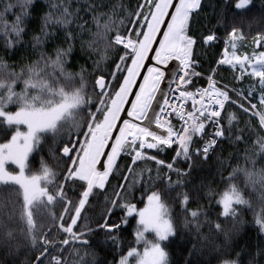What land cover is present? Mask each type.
Here are the masks:
<instances>
[{"label": "snow or ice", "instance_id": "snow-or-ice-1", "mask_svg": "<svg viewBox=\"0 0 264 264\" xmlns=\"http://www.w3.org/2000/svg\"><path fill=\"white\" fill-rule=\"evenodd\" d=\"M74 3L0 0V157L16 165L0 164L20 171L59 138L47 159L33 157L27 182L0 175V191L22 189V211H0L2 264L21 252L20 264H69L70 246L79 264H264V168L239 170L260 189L255 251L238 244L252 208L232 183L238 170L220 171L223 153L240 145L264 161V27L251 35L226 15L253 0H225L211 16L205 0H136L111 14L103 2ZM81 13L92 20L70 31ZM90 23L97 31L86 42ZM57 79L65 87L54 88ZM204 165H219L220 178L199 175Z\"/></svg>", "mask_w": 264, "mask_h": 264}, {"label": "trees", "instance_id": "trees-1", "mask_svg": "<svg viewBox=\"0 0 264 264\" xmlns=\"http://www.w3.org/2000/svg\"><path fill=\"white\" fill-rule=\"evenodd\" d=\"M53 2H56V0H53ZM107 4L109 7L100 9V12H108L111 14V6L112 5H123L126 9L135 7L136 0H79V3L73 4V11L77 7H87L89 4L93 3H101ZM235 2V0H233ZM225 0H205L206 5H211V7H206V12L211 16L213 14V8L215 9V13H220L222 9L224 8ZM264 4V0H253V6L248 10H234L230 9L227 12V17L229 19L230 24L232 23V18L235 16V26L238 28H241L245 33H250L251 35H255L256 31L259 30L261 27H264V7H261V5ZM116 16L114 19L119 21V19H122L123 16L119 12V8L116 9ZM81 17H84V14L81 13ZM71 19V18H70ZM84 19H87L89 21L92 20L91 16L84 17L83 19L75 20V22L69 24V30L70 31H76L79 32V29L76 27L77 24L83 23ZM11 21H9L10 23ZM104 21L102 20L101 23ZM206 25L208 24L207 19L203 21ZM216 21L213 19L212 24H215ZM210 26V25H209ZM90 33L87 36H84L83 39L87 41H91L92 35L97 31L95 24L90 23L89 24ZM223 29H221L220 34L223 35ZM29 37H25V40H28ZM5 40V36L3 34V27L0 26V44H2ZM98 48L102 49L103 44H99ZM2 50V49H0ZM250 51V50H249ZM79 52V46H77V56L75 58L76 64H84V60L80 59L78 56ZM109 57L112 56V53H108ZM31 59L34 61L37 59V57L34 55L31 57ZM92 59H99V57L96 54H93ZM7 63H19V59L15 61H7ZM91 64V61L88 62ZM103 66V65H102ZM78 71V68L73 69L69 68V71ZM91 70V68H89ZM6 71L5 69H0V73ZM7 71H15L20 72L21 69L19 67L15 69H7ZM51 71V69H49ZM222 74H228V73H222ZM65 87V82L57 79V83L54 85V88L59 89ZM20 89L17 88V91ZM89 91H91V88L89 87ZM5 127L6 126H0V142H3V137L5 135ZM10 137V130L7 133ZM58 137L56 140L49 139L48 143L44 145V150L39 153H32L29 156V163H26V175L29 177L32 174H34L39 167L38 164L33 160V157H36V160H39L41 158L47 159L49 155V149H54L56 142L58 141ZM253 142H255V137H253ZM248 149V151H245V149ZM230 154H233L230 156ZM247 157V159H245ZM222 160L225 161V167L220 169V171L223 174V177L227 179V177L230 174H233V170L237 169L238 171L235 173L236 179L232 181V183L237 184L243 191H246L248 195L246 198L251 202L252 208L248 209L245 208V219L248 221L246 223L243 232L241 233L240 237L238 238V244L243 247L245 243H251L253 245V251H255V245L260 239L258 236V229L257 226L254 225V217L256 214L260 212V189L257 187L256 189H253V187L248 184L247 177L244 176L242 171H239L241 169H247L248 171H259L261 168H264V161L261 160L259 150H252L251 145H240L237 149L228 148L221 157ZM63 165L61 164V167ZM150 167H154L153 165H149ZM140 167H143V165H140ZM204 170L199 173V175L207 177L208 179H211L212 176H216V179H219L220 177L216 175L217 168H219V165H217L216 168H210V165H204ZM9 169L13 171H17L16 166H10ZM209 172H211V176L209 175ZM175 179V177H173ZM199 182V181H197ZM113 184H116L117 181L113 180ZM4 186L0 185V189H3ZM111 191V190H110ZM207 191V189H205ZM253 191H255V195H252ZM22 195V189L19 188L17 185L13 184L9 189L5 191H0V211H11L15 210L17 214H19L20 211H22L19 203V197ZM139 195V194H137ZM200 203L206 204L208 203L207 200H201ZM143 204H140L139 207H143ZM12 207V208H11ZM192 208H195L196 205H191ZM37 209L40 208L39 205L36 206ZM214 218V217H213ZM36 220L38 224H46L47 219L43 216V214L40 211L36 212ZM133 225L135 224V221L132 222ZM125 236L128 241L132 240V237L128 236L127 233H125ZM187 239H192L191 237H186ZM179 238L177 240V243H179ZM211 243V241H210ZM190 247V245H188ZM78 248V246H70L68 252L65 253L66 259L69 261V264H79V256H77L76 251L74 249ZM239 250V249H238ZM124 251L126 253L127 247L124 248ZM176 252H179L180 249L176 248ZM102 254V253H101ZM207 254V253H205ZM84 252L83 250H80V256H83ZM184 255H187L185 252ZM24 258V253L21 252L18 257L12 258L7 257L8 264H20V261ZM178 258V257H174ZM5 259V254L3 250H0V264H2L3 260ZM111 259V256L109 257ZM119 257L117 256V260ZM247 259V257H245Z\"/></svg>", "mask_w": 264, "mask_h": 264}, {"label": "rangeland", "instance_id": "rangeland-1", "mask_svg": "<svg viewBox=\"0 0 264 264\" xmlns=\"http://www.w3.org/2000/svg\"><path fill=\"white\" fill-rule=\"evenodd\" d=\"M13 160L14 165H16V157L15 156H4L0 157V161L2 164H7L8 160ZM26 163L24 164V169H26ZM0 164V175H3L5 178H13L19 180L21 183L27 182L28 176L26 175V171L21 169L20 171H13L9 168L2 167Z\"/></svg>", "mask_w": 264, "mask_h": 264}, {"label": "bare ground", "instance_id": "bare-ground-1", "mask_svg": "<svg viewBox=\"0 0 264 264\" xmlns=\"http://www.w3.org/2000/svg\"><path fill=\"white\" fill-rule=\"evenodd\" d=\"M244 51V49H241V52H243Z\"/></svg>", "mask_w": 264, "mask_h": 264}]
</instances>
